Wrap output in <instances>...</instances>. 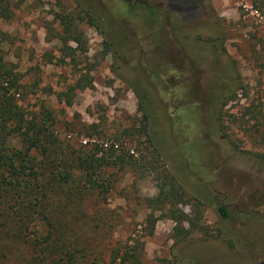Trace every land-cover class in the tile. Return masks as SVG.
I'll use <instances>...</instances> for the list:
<instances>
[{"label":"rangeland","instance_id":"374dc122","mask_svg":"<svg viewBox=\"0 0 264 264\" xmlns=\"http://www.w3.org/2000/svg\"><path fill=\"white\" fill-rule=\"evenodd\" d=\"M12 1L1 53L25 119L48 112L69 152L123 149L102 172L110 189L81 202L92 220L73 225L87 260L130 237L143 264H264V0ZM66 18L78 42L63 46ZM81 75L91 86L66 105ZM169 181L178 197L150 206Z\"/></svg>","mask_w":264,"mask_h":264},{"label":"trees","instance_id":"16d2710c","mask_svg":"<svg viewBox=\"0 0 264 264\" xmlns=\"http://www.w3.org/2000/svg\"><path fill=\"white\" fill-rule=\"evenodd\" d=\"M15 6L12 0H0V19L9 20ZM88 23L93 24L92 18ZM70 24L71 20L66 18L64 31L58 37L63 46L68 40L78 42L67 28ZM5 43H9V36L0 31V264H98V260H87L89 251L81 240V227L73 225H81L74 224L79 220H92L81 210V202L89 196L91 200L92 194L100 197L99 192L110 189L102 172L124 164L122 146L111 142L103 147L101 142L91 150L69 152L52 135L48 112L40 111L25 119V112L15 99L20 89L18 79L2 61ZM65 48L70 52L64 51V56L73 60L74 51ZM81 76L67 88L70 94L63 97L66 105L70 104L74 90L91 86L90 78ZM39 108H43L42 103ZM145 119L142 112L141 121ZM142 122L141 132L148 139ZM87 128L95 129V125ZM97 152L99 156H95ZM170 181L167 188L160 186L156 197L149 199L150 206L178 197ZM97 202L94 199V204ZM216 213L224 220L229 217L222 204ZM174 214L176 234H180L176 238L181 241L190 230L181 225L185 215L180 211ZM66 217L73 223L69 224ZM106 250V260L101 264H143V243L135 238L109 244Z\"/></svg>","mask_w":264,"mask_h":264},{"label":"built area","instance_id":"2783aa9c","mask_svg":"<svg viewBox=\"0 0 264 264\" xmlns=\"http://www.w3.org/2000/svg\"><path fill=\"white\" fill-rule=\"evenodd\" d=\"M105 146V145H104Z\"/></svg>","mask_w":264,"mask_h":264}]
</instances>
